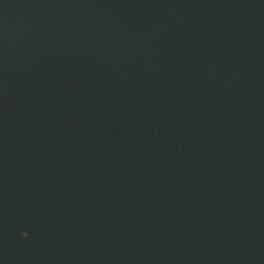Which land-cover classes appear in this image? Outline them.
Returning <instances> with one entry per match:
<instances>
[{"label":"water","instance_id":"1","mask_svg":"<svg viewBox=\"0 0 264 264\" xmlns=\"http://www.w3.org/2000/svg\"><path fill=\"white\" fill-rule=\"evenodd\" d=\"M0 264H264V0H0Z\"/></svg>","mask_w":264,"mask_h":264},{"label":"snow or ice","instance_id":"2","mask_svg":"<svg viewBox=\"0 0 264 264\" xmlns=\"http://www.w3.org/2000/svg\"><path fill=\"white\" fill-rule=\"evenodd\" d=\"M22 233H24L23 236H24L25 238H27L28 235H29V232H28L26 229H25Z\"/></svg>","mask_w":264,"mask_h":264}]
</instances>
